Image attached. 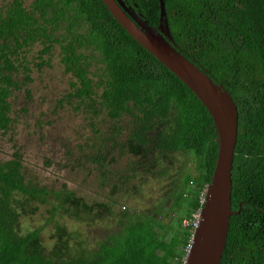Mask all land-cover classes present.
I'll use <instances>...</instances> for the list:
<instances>
[{"label": "trees", "instance_id": "16d2710c", "mask_svg": "<svg viewBox=\"0 0 264 264\" xmlns=\"http://www.w3.org/2000/svg\"><path fill=\"white\" fill-rule=\"evenodd\" d=\"M134 1L155 28L158 0ZM163 1L176 50L221 85L238 112L231 210L239 213L230 217L220 264H264V0ZM39 21L41 33L39 27L35 29ZM42 39L52 41L50 49L60 45L64 73L76 79L69 84L70 92L62 93L63 99L95 94L100 102L93 115L106 111L114 120L130 118L136 147L128 143L127 150L140 154L147 176L153 169L169 176L170 162L178 155L193 163L194 170L171 177L173 189L164 199L170 200L168 208L163 201L153 213L100 243L96 251L77 255L56 221L50 249H44L37 229L23 236L15 232L17 195L40 194L26 182L22 154L16 149L9 160L0 162V264H183L191 233L182 221L198 210L217 154L208 112L117 24L101 0H35L29 8L23 0H9L0 8V130L4 133L11 130L5 115L8 100L19 89L14 79L28 71L23 53L31 42L43 45ZM99 153L94 157L99 158ZM65 200L77 205L71 193H65Z\"/></svg>", "mask_w": 264, "mask_h": 264}, {"label": "rangeland", "instance_id": "374dc122", "mask_svg": "<svg viewBox=\"0 0 264 264\" xmlns=\"http://www.w3.org/2000/svg\"><path fill=\"white\" fill-rule=\"evenodd\" d=\"M8 1L0 0V8L6 6ZM33 1L23 0L24 7L29 8ZM58 33H60V29ZM41 48L42 45L36 43L23 53L27 64H29V74L32 79V83L25 87L31 94L26 93L23 86L13 93L10 115L13 128L6 133L0 130V162L9 160L13 152L20 148V152L27 161L29 175L37 185L40 186L44 183L45 187L53 192L54 185L59 187L60 182H65L68 190L74 191V196L82 199L85 204L96 206V210L90 218L75 219L74 217L78 213L74 209H70L67 202L63 206L64 209H67L64 212L62 208L56 211L52 210L50 208L52 202L49 200L45 205H35V201H31L25 213L33 212L34 214L31 216L23 214L19 218L15 232L23 236L37 228L40 231L44 249H50L55 243L56 221L69 236L68 247L72 253L79 255L81 252H94L101 242L107 240L119 228L129 224L134 217L137 218L141 214L143 216L146 212L157 209L163 201H166L165 208H168L170 200L164 199L168 191L173 189L171 177L178 173L180 178L181 172L190 171L191 168L194 170V166L183 155H178L171 161L169 176L159 177L160 174L156 171L155 176L148 175L142 183L138 182V178L133 179L132 176V180L127 184L121 180L126 168L124 159L108 163L102 177L97 169L88 170L81 166L72 170H57L56 173L43 166L45 164L43 159H50L54 163H57L58 160L56 157L52 158L41 152L44 147L48 148V144L51 143L49 139L45 142L47 146H43L35 140L38 123L42 122L37 113L44 118L42 113L47 111L60 96V90H68L69 75L64 74L63 67L59 63L60 49L58 46L53 49L50 66L38 70L37 65L41 61L47 60V57L38 60L36 55ZM19 80L23 83L22 75L19 76ZM88 128L89 125L78 115H71L69 112L56 115L49 113L44 132L54 139L57 136L68 137L73 143L67 145L66 149H73L75 145H82L84 139H87ZM61 148L63 146L60 147V152H63ZM44 156L46 157L43 158ZM58 156L60 157V155ZM60 159L62 158L60 157ZM60 165L63 166L62 163ZM100 178L102 179L100 180ZM112 190H115V195L110 192ZM109 195H111L112 206L107 213L108 218L106 215L101 217L99 205H108ZM54 199L60 202L58 197ZM20 202H24V199L22 198ZM96 212L98 214L94 215ZM172 216L170 215V217ZM168 218L165 221L170 222Z\"/></svg>", "mask_w": 264, "mask_h": 264}, {"label": "water", "instance_id": "95a60500", "mask_svg": "<svg viewBox=\"0 0 264 264\" xmlns=\"http://www.w3.org/2000/svg\"><path fill=\"white\" fill-rule=\"evenodd\" d=\"M117 24L155 60L161 63L198 99L211 117L217 154L205 204L192 236V247L183 264H220L226 245L231 210V170L237 140L238 112L230 94L176 50L166 20L164 1L159 0L157 28L126 14L120 0H101Z\"/></svg>", "mask_w": 264, "mask_h": 264}, {"label": "flooded vegetation", "instance_id": "af4514ba", "mask_svg": "<svg viewBox=\"0 0 264 264\" xmlns=\"http://www.w3.org/2000/svg\"><path fill=\"white\" fill-rule=\"evenodd\" d=\"M120 1L123 3L124 7L127 10L126 14H129V15L133 14L136 17L145 21L144 15L140 13L139 8L134 0H120ZM158 5H159V0H158ZM158 8L160 9L159 6ZM41 23L42 21H39L35 27L36 30L38 29V27L40 28V33L42 30ZM158 23H159V19H158ZM157 26L155 28H157ZM56 35L59 36L60 33L56 32ZM36 43L41 44V42H36V41L31 42L29 46L26 48V50L24 51V53L28 51V49H30V47ZM42 43L43 45L41 44L42 45L41 50L44 51V54L40 55L39 51L41 50H39L37 51L36 56L38 60H41L43 57H47V60L41 61V63L37 65L38 70H40L42 67L50 66V61H51L52 54L54 52L53 49L55 46H58L60 49V45L58 44H55L53 48L51 47L50 49L49 45L52 44L51 40L50 42H48L46 39H42ZM59 63H60V52H59ZM26 66L27 67L29 66L27 62H26ZM61 66L63 67V64H61ZM63 72H64V67H63ZM20 75H22L23 83H21L19 80ZM20 75L14 80H16L18 84L21 83V85H19L18 90H20L21 86H23L26 91L28 89L25 86L30 85L32 83V79L29 74V68H28V71H26V73H23ZM65 75H69L68 90L66 91L70 92L69 84L71 82H75L76 79L73 78L70 74H65ZM27 77H29L30 80H26ZM14 88L15 87H13L12 89ZM18 90H14L13 93H15ZM63 92L65 91L60 90V96L47 109V111L42 113V116L44 118L41 117V114L37 113V115H40V120L42 122L39 121L38 123L37 132H35V134H37L35 135V140H37L39 144L43 146H47L45 142L47 141V139H49L51 143L48 144V148L44 147V149L41 150V152L46 153V156H49L52 158L56 157V160H58L57 163H54L50 159H43V161L45 162L43 166H45L47 169L51 170L54 173H56L57 170H63V169L72 170V169H75V167L81 166L82 168H88V170L97 169L102 177V174L104 173V170L106 169L108 163L124 159L126 168H125L123 176L121 177V180L125 181V184H127L132 180V176H133V179L138 178V182L142 183L144 178L147 177V175L145 174V171H144L145 167L141 160V156L140 154H137L134 151H132L129 154L127 150L128 143H131L133 147H136V143H133L131 140L132 124L130 123V118L122 116L119 120H114L113 118L108 117L106 111H103V112L100 111L98 112L97 115H93L92 111L95 109V106L99 105V102H100L98 96H96L95 94L94 95L91 94L90 98L80 99V98L75 97L76 99L67 100L65 98L64 99L62 98ZM29 93L30 91L28 90V94ZM12 96L8 100L10 107L8 111L5 113V115L9 119V124L7 127L10 129L13 128L12 119L10 118V115L12 113V105H11ZM60 101L62 102V104H60ZM92 103L94 107L92 106ZM62 112H69V114L71 115H78L79 117L82 118L83 121H85L87 125H89V128L87 129L89 131L87 139L83 138L84 142L82 143V145H75L73 149L72 148L66 149L67 145H70V143H73V141H71L68 137L62 138V137L57 136L54 139V138H51L49 135H46V132H44V127L47 123V115L49 113L56 115ZM114 142H116V144ZM61 146H63V148H61L63 152H60ZM79 146H82V147L79 148ZM84 152L85 154L83 155ZM98 152H100L99 158L98 157L95 158L94 154H97ZM91 153H92V157H91ZM58 155H60L62 159H60ZM46 156H44L43 158H45ZM21 159H22L21 162L23 165V170L25 171L24 176H25L26 182L31 183V185H33L32 187L40 191V194L37 198L23 197V195H20V196L17 195L18 204H20L19 205L20 208L18 210L19 218L23 214H27L28 216H31L34 214L33 212L25 213V211L27 210V206L29 205V202L31 201H35L34 203L35 205H45L49 200V202H52L50 204L51 205L50 208L52 210L56 211L57 209L60 210V208H62L63 211L65 212L67 210L63 208V206L66 204L65 193H71L74 196L75 195L74 191L68 190L65 182H60L61 185L59 187L57 185H54L53 192H50L49 189L45 187L44 183L40 184V186L37 185V183L33 181L31 179V176L29 175V172L27 170L28 164L23 155H21ZM61 163L63 164L62 167L60 165ZM156 171L157 173H159L158 169H153V174L151 175H154ZM159 177H167V176H162L160 174ZM101 179L102 178H100V180ZM110 192L113 193L114 195L116 193L115 190H112ZM56 197L60 199V202H58L56 199H54L55 201L53 200V198H56ZM22 198L24 199V202H20ZM76 202H77V205L71 203L72 206L68 203L70 205V209H74L78 213L77 216L74 217L75 219L90 218L91 215L96 210V206L85 204L84 201L80 198L76 197ZM111 202H112L111 195H109L108 205L107 204L105 206L99 205V213L101 217H105L106 215V218H108L107 213L110 211V208L112 206ZM34 208H37V207H34ZM157 209L155 208L154 210H150L149 212H146V215L153 213ZM125 213L127 214V212ZM97 214L98 212H96L94 215H97ZM142 218L143 216L141 214L137 218L134 217L131 220V222L138 221ZM127 225L128 223L122 228H119V230L115 231L114 234H112L110 237L107 238V240L103 242H107L114 235H120V233L123 232V230L127 227ZM36 229L37 228H34L33 230H36Z\"/></svg>", "mask_w": 264, "mask_h": 264}, {"label": "built area", "instance_id": "2783aa9c", "mask_svg": "<svg viewBox=\"0 0 264 264\" xmlns=\"http://www.w3.org/2000/svg\"><path fill=\"white\" fill-rule=\"evenodd\" d=\"M205 199H206V188L205 190L202 192V194H200L199 197V208L198 210L192 215V218L189 220H183L182 221V226L185 228H188L190 233H191V238L189 240V243L187 245V247L185 248V253L188 254L191 247H192V236L194 234V231L196 230L199 220H200V213H201V209L205 204Z\"/></svg>", "mask_w": 264, "mask_h": 264}, {"label": "clouds", "instance_id": "9594fccd", "mask_svg": "<svg viewBox=\"0 0 264 264\" xmlns=\"http://www.w3.org/2000/svg\"><path fill=\"white\" fill-rule=\"evenodd\" d=\"M187 255V254H186ZM186 258V257H185ZM185 261V260H184Z\"/></svg>", "mask_w": 264, "mask_h": 264}]
</instances>
